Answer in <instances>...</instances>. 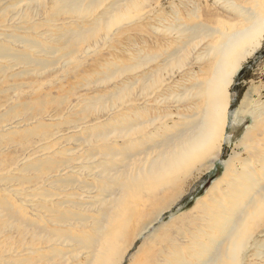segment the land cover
Returning <instances> with one entry per match:
<instances>
[{
	"label": "bare ground",
	"instance_id": "bare-ground-1",
	"mask_svg": "<svg viewBox=\"0 0 264 264\" xmlns=\"http://www.w3.org/2000/svg\"><path fill=\"white\" fill-rule=\"evenodd\" d=\"M20 1L4 5L0 19L6 21L8 12L13 14V19H21V15L24 21L34 22L12 24L11 27L40 31L42 22L32 20V8H36L48 14L46 21L55 28V33L51 30L37 32L43 36L37 37L27 32H0V89H3L4 81L16 74H29L47 66L43 59L46 57L14 49V44L20 43L38 55L52 54L54 58L87 56L92 45L99 43L100 31H104L103 40L112 41L116 33L123 32L126 24L144 18L141 12L148 2L51 0L48 9L46 0H25L27 7H21ZM225 5L242 17L241 20L220 27L207 26L201 21L184 20L181 23L180 14L175 11L173 17L177 25L162 35L174 34L173 40L179 44L163 59L166 60L163 65L142 74L139 79L141 94L126 93L130 87H118L110 94L85 99L84 111L99 107L111 114L116 109L119 111L106 122L87 127L86 135L77 139L87 145L85 163L75 165L71 164L72 159L56 160L49 154L52 145L44 144L38 147L39 152L46 153L44 158L36 157L19 167L21 173H33L34 176H7V179L22 180L23 183L46 182L39 191L36 206L41 212L43 210L42 214L48 220L61 227H55L57 229L53 231L38 220L22 215L21 209L10 202L8 190L4 195L0 193V220L5 222V235L0 238V243L3 240L8 243L13 229H19L22 236L32 231L31 237L38 247L34 246L31 253L39 256L31 261L34 264H68L70 260L71 264H119L133 241L181 199L192 178L197 179L215 166V160L221 158L224 143L230 140L227 130L232 84L243 64L264 42V13L258 10L260 4L249 9L225 0ZM67 14L73 18V23H78L75 28L52 24L58 20L56 17ZM191 16L200 18L197 8ZM115 26L117 29L112 30ZM155 29L161 32L166 28ZM53 36L55 45L42 40ZM201 47L203 51L198 52ZM149 58L152 56L145 55L139 67L160 57ZM19 65L28 67L21 72L7 73ZM110 65L106 75L109 81L122 72ZM36 84L40 89V83ZM32 96L17 98L20 99L18 106L28 103L31 106L28 100L31 99L34 111L25 120H14L10 125H28L33 118L44 116L49 102L47 95L45 98L39 94ZM141 96H151L149 104L141 109L124 106L134 104ZM249 99L242 103L239 113L250 116L252 122L232 155L223 162L221 176L191 209L199 213H181L170 223L159 226L160 232H154L140 247V253L132 257L136 264H244L255 254L264 253L260 251L264 244L258 240L259 233H264V104L260 99ZM9 101L7 97L5 103ZM3 102L0 101V107L5 105ZM63 104L62 100L57 102L58 107ZM2 116L4 114L0 118ZM43 124L37 120L33 127L11 129H14L13 135L21 131L32 134ZM12 131H0V171L12 166L11 160L4 155L9 148L1 139L7 134L12 135ZM84 175L91 176L92 180L85 179ZM60 188L64 194L54 192ZM62 226L67 228L66 231ZM64 244L73 248L70 249L75 251L73 256L63 251L61 246ZM44 247L49 253L42 252ZM252 249L257 252L248 255ZM10 253V247L3 249L0 264H21L31 260V255L15 257L16 254ZM80 254L84 256L80 258ZM58 256L61 259L56 261Z\"/></svg>",
	"mask_w": 264,
	"mask_h": 264
},
{
	"label": "rangeland",
	"instance_id": "rangeland-1",
	"mask_svg": "<svg viewBox=\"0 0 264 264\" xmlns=\"http://www.w3.org/2000/svg\"><path fill=\"white\" fill-rule=\"evenodd\" d=\"M13 1L14 0H0V4L2 5L0 10L4 9V5L8 6ZM232 1H235V3L241 4L249 9L253 8L254 5L258 3L261 5V10L259 8L258 10L264 13V0ZM20 2L21 7H27V2L25 0H21ZM46 3L48 9H50L49 6L51 5V0H46ZM195 8H197L200 18L191 16L192 11L195 10ZM27 10L30 12L29 9ZM175 11H178V14H180L181 23L185 21L190 23L201 21L207 26L210 25L213 27H220L223 24L231 26V24L238 22V20H241L242 18L236 13H233L231 9L225 5V0H148V2L145 3L143 12H141L144 14V18L133 22V24L124 25L125 27L123 32L116 33L112 41H109L108 39L103 40L104 31H100L98 33V38L100 39L99 43L95 46L92 45L93 47L91 52L87 56L79 55V58H54V55L52 54L38 55L31 49L24 48L20 43L13 45L14 49L31 52V54L36 57H46L43 59L47 61L45 69L35 70L29 74H16L14 77H10L8 80L4 81L1 85H4L3 89H0V101H4L3 103H5V99L7 97L10 98V103L6 102L5 105L0 107V116L1 114H4V116L0 118V125L2 126L0 131L4 132L5 130H13L11 133L13 135L14 129L23 130L27 127H33L36 125L37 120L44 123L39 126L37 130L35 129L32 134L25 133L26 131H21L17 135L12 136L7 134V136L1 138L4 144L10 149L6 150L4 155L5 158H9L11 160L12 166L9 170L0 171V177L1 179L3 178V182L0 181V193L4 195L9 190L8 197L9 200H11L10 202L15 206V208L17 206V209H21L20 212L21 214L23 212L22 215L32 220H38L39 223L45 224L46 227L52 229L53 231L61 227L59 224L55 225L56 223L51 219L48 220V218L42 214L43 210L41 212V210L36 206L40 199L39 191H42L41 187L46 184V182L40 180L38 183L34 184L26 181L23 183L22 180L7 179V176H34L33 173L32 175L31 173L26 172L21 173L19 171V167L21 168L22 164L30 160L37 159L36 157L44 158L46 153L44 151L39 152L38 149L39 146L44 144L52 145L51 153L49 154L56 160L65 161L67 159H72L73 162L71 164L75 165L85 163L87 161L85 157L87 145L77 139L86 135L84 132L87 127L106 122L109 118L117 115L119 112L116 109V112L111 114L112 112H109L108 110H100V107L84 111L85 99L110 94L113 91L115 92L118 87L124 89L130 87L126 93L130 91L134 93V95L141 94V82L139 79L142 74L145 72H151L158 66L163 65L164 61H166L163 59L167 58V54L170 53L173 48L177 47V44H179V41L176 43L174 42V34H170L168 37L162 35L169 31H166L168 28L177 25V20L173 17L175 16ZM32 12V20L42 22L43 24L40 31H23L16 27H11L12 24L17 26L26 25L27 23L30 24L34 21H24L21 15V19H18V17L13 19V14L8 12L6 15V21L0 19V32H15L17 34H25L27 32L37 37H43L38 35L37 32H48L51 30L50 32L55 33V28H51V25H49L46 21L48 17L47 13L40 12L39 10H36V8H32ZM56 19L58 20L56 22H52V24L57 23V26L75 28L78 24L73 23V18L68 14L56 17ZM160 20H164V22H160ZM76 21L79 22L80 20L77 19ZM156 27L166 29L159 32L155 29ZM116 29L117 26L113 27L112 30ZM47 38L48 40H42L51 45L56 44L53 40L55 36ZM51 39L53 41H51ZM202 49L203 47H201L198 52H202ZM147 54L151 55L152 58H154V55L159 56L160 58L153 61L148 60L146 66L139 67L143 62V57ZM55 59H57V61H54ZM109 64H111V67L120 68L122 71L110 81L106 79V75L109 74ZM26 67L28 66L19 65L9 69L7 73L11 74V72H21V70ZM37 82L40 83V89L36 84ZM14 86H16V88ZM174 90L177 91V89ZM156 91L157 89L154 92ZM231 93V106L227 130L230 140H227L226 143H224L221 158L219 160H215V166H213L209 171L204 172L198 176L197 179L192 178L190 184L185 186V192L181 199L174 204L171 209L167 210L160 219L156 220L149 230H147L142 236H138L133 241L132 245L127 249L122 261L119 264H132L133 262V264H136V261H133L132 257L140 253V247L145 241L150 239L149 237L154 232L158 233L159 230L157 228L159 226L170 223L181 213H187L190 211H193V215L199 213L198 210L194 211L191 209L196 204V201L206 194L208 188H210L213 182L221 176L224 170L223 162H225V160L232 155L234 148L237 144H239L245 129L252 122V118L250 116L244 117L239 113L242 103L246 99L250 98L252 100L260 99V101L264 104V42L257 52L243 64V67L237 73L235 81L231 87ZM35 94H39L42 98H45L47 95L46 98L49 102L45 107V109H47L43 114L44 116L38 119L33 118L28 125L27 123L10 125L14 120H25L29 116V113L34 111V102H32L31 99H28L31 102V106H29V103L27 106H18L20 104V102H18L20 99L17 100V98L20 96L30 97ZM151 96L137 97L138 100H135L134 104L131 105L129 103V105L124 106H128V108L133 107L141 109V107L145 104H149L148 100L151 99ZM60 100H62L64 104L58 107L57 102ZM23 103H26V101L24 100ZM71 103L72 105H70ZM162 107L166 108L168 105H163ZM5 112L7 113L5 114ZM11 127L14 129H11ZM242 149L243 148L241 147L240 150L242 151ZM33 150L35 151L33 152ZM56 151L58 152L55 153ZM83 177L87 176L84 175ZM88 177L85 179L91 181L92 177ZM20 178L25 177L21 176ZM63 191L64 190L61 188L54 189V192L64 194ZM26 192L27 194L29 193V195H27ZM33 193L34 196L31 195ZM40 213L42 215H40ZM4 227L5 222L0 220V238L2 239L5 235ZM62 229L66 231L67 228L62 226ZM11 232V237L8 243L5 240L1 241L0 253L2 254L3 249L10 247V254L12 256L15 254V257H27L31 255V260H25L21 264H34L31 261L35 260L39 256L31 253V250L36 243V241L32 238V231H28L25 236H22L19 229H13ZM77 233L80 232L77 231ZM258 240H261L264 244V233H259ZM61 248L67 255L69 254L73 256L75 253V251H70V249L73 250L70 245L64 244ZM262 248L263 249L260 251H264V246ZM42 252L47 254L49 253V250L44 247ZM256 252L257 251L252 249L248 255H253ZM80 255V258L84 256L83 254ZM60 259L61 256H58L56 261ZM250 259V261L247 259L244 264H263L264 253H260V255L255 254ZM71 262L72 260H70L68 264H71Z\"/></svg>",
	"mask_w": 264,
	"mask_h": 264
}]
</instances>
